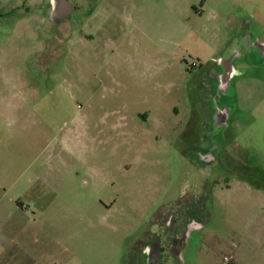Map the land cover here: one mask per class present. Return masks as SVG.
Segmentation results:
<instances>
[{"label":"rangeland","instance_id":"374dc122","mask_svg":"<svg viewBox=\"0 0 264 264\" xmlns=\"http://www.w3.org/2000/svg\"><path fill=\"white\" fill-rule=\"evenodd\" d=\"M52 4L0 0V137L53 185L62 264H264V0Z\"/></svg>","mask_w":264,"mask_h":264},{"label":"crops","instance_id":"0c3cea01","mask_svg":"<svg viewBox=\"0 0 264 264\" xmlns=\"http://www.w3.org/2000/svg\"><path fill=\"white\" fill-rule=\"evenodd\" d=\"M50 13H54L53 8ZM20 94L10 92L13 102H0V110L12 111L9 115L8 111L1 112V116L8 119L9 125L15 123V127L23 123L15 114L23 107L17 99ZM13 138L11 135L7 143L0 137V264H62L53 248L54 199L38 192H52L53 185L39 188L38 173L23 168L21 146Z\"/></svg>","mask_w":264,"mask_h":264},{"label":"flooded vegetation","instance_id":"af4514ba","mask_svg":"<svg viewBox=\"0 0 264 264\" xmlns=\"http://www.w3.org/2000/svg\"><path fill=\"white\" fill-rule=\"evenodd\" d=\"M60 0H57V3ZM63 9V10H62ZM60 9L57 8V10H55L56 16L59 19L62 16H65V18H63L62 22L68 21L69 17L71 16V14L75 11V7L71 9V7L67 4V0L64 1V7ZM57 23H60V21L58 20ZM261 53L264 56V47H261ZM236 56V55H234ZM220 63L223 65L220 68V72L217 73V79H218V83H217V87L219 89V91H222L225 88V85L227 84V82L231 79L229 78L227 80L228 76H232V74L236 73L234 66L232 65V61L227 60V61H220ZM235 75V74H234ZM233 75V77H234ZM218 113V123H221V120L224 118V116L226 117L228 115V112L226 110V108H221L218 107L217 112ZM209 151V149H208ZM214 156L211 155L209 152H206L205 154H201L199 156V159L201 161H206L208 162L209 160H214ZM172 222V220H171ZM189 224L191 225V228L195 227V223H193V221H189ZM185 237V236H184ZM179 243L181 244V241H179ZM179 247V246H178ZM177 246H173L171 249V253L174 254L173 258H180V252H179V248ZM150 249H151V261H154L157 257H159V253H162L164 251V249L162 247H159L158 243L156 242H152L150 245ZM153 263V262H152Z\"/></svg>","mask_w":264,"mask_h":264},{"label":"water","instance_id":"95a60500","mask_svg":"<svg viewBox=\"0 0 264 264\" xmlns=\"http://www.w3.org/2000/svg\"><path fill=\"white\" fill-rule=\"evenodd\" d=\"M64 1H65V0H60L56 5H55V4H54V5L52 4L53 12H55V10H57V8L62 9V8L64 7ZM230 77H231V75L227 77V80H228Z\"/></svg>","mask_w":264,"mask_h":264}]
</instances>
